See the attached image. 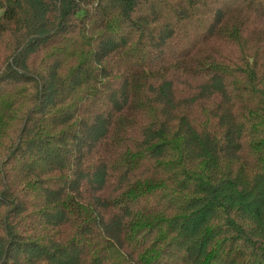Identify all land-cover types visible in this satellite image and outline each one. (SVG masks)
<instances>
[{
  "label": "trees",
  "instance_id": "16d2710c",
  "mask_svg": "<svg viewBox=\"0 0 264 264\" xmlns=\"http://www.w3.org/2000/svg\"><path fill=\"white\" fill-rule=\"evenodd\" d=\"M0 264H264V0H0Z\"/></svg>",
  "mask_w": 264,
  "mask_h": 264
}]
</instances>
